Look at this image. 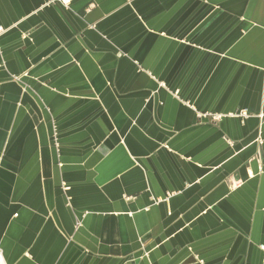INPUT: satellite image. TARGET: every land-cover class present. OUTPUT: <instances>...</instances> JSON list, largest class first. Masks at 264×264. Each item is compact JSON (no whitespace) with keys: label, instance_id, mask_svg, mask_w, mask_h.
Masks as SVG:
<instances>
[{"label":"crops","instance_id":"1","mask_svg":"<svg viewBox=\"0 0 264 264\" xmlns=\"http://www.w3.org/2000/svg\"><path fill=\"white\" fill-rule=\"evenodd\" d=\"M4 264H264V0H0Z\"/></svg>","mask_w":264,"mask_h":264},{"label":"built area","instance_id":"2","mask_svg":"<svg viewBox=\"0 0 264 264\" xmlns=\"http://www.w3.org/2000/svg\"><path fill=\"white\" fill-rule=\"evenodd\" d=\"M57 1L64 5H68L70 2V0H57ZM0 264H4V258H3V253L1 249H0Z\"/></svg>","mask_w":264,"mask_h":264}]
</instances>
